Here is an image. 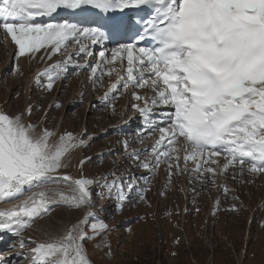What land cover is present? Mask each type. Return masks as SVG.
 <instances>
[{
  "label": "snow or ice",
  "instance_id": "6c2138e0",
  "mask_svg": "<svg viewBox=\"0 0 264 264\" xmlns=\"http://www.w3.org/2000/svg\"><path fill=\"white\" fill-rule=\"evenodd\" d=\"M61 13L82 19L58 22ZM0 32L15 46L14 60L35 58L41 50L51 60L75 41L78 50L67 54L63 66L56 63L38 73L37 82L46 77L48 90L73 64V55H96L83 38L101 49V62L126 60L127 80L153 92L151 97L132 95L143 101L142 106L132 105L142 118L140 135L159 132L150 150H142L149 151L151 161H141L139 151L129 154L135 167L151 172L165 163L170 179L188 172L191 161L193 179L211 176L212 183L218 174L213 165H220V173L239 167L241 176L264 174V0H0ZM142 41L150 43L140 46ZM107 44L117 45L111 59L103 50ZM97 70L98 65L91 66L93 76ZM13 71L18 73L19 65ZM137 71L142 73L139 79ZM32 114L31 105L14 114L0 111V202L60 182L71 191L43 187L0 210V233L18 237L13 247L28 249L19 255L29 264H91L85 249L89 225L93 234L106 230L102 222H92L94 180L61 170L69 167L65 161L70 150L87 147L92 138H85V129L79 136L66 132L50 143L56 133L42 127V121L33 123ZM90 159H81L78 167L82 170ZM95 183L102 191L109 189V198L111 189L124 188L123 177ZM127 187L129 194L137 191L138 199L145 200L144 189L132 183ZM118 198L123 203L128 197ZM57 206L88 211L58 236L43 242L25 239V229Z\"/></svg>",
  "mask_w": 264,
  "mask_h": 264
},
{
  "label": "rangeland",
  "instance_id": "374dc122",
  "mask_svg": "<svg viewBox=\"0 0 264 264\" xmlns=\"http://www.w3.org/2000/svg\"><path fill=\"white\" fill-rule=\"evenodd\" d=\"M9 43L5 35L0 32V69L8 65L5 63L8 62L11 54ZM41 56L44 57L43 61H49L45 50H41L31 59L22 57L14 60L13 54L10 68L0 74V111L14 114L31 105L33 107L31 121L33 123L42 121V127L56 133L50 143H57L59 135L66 132L76 135L81 128V133L86 129L87 137L94 136L91 137V143L87 147L79 148V151L70 150L65 161L69 167L61 170L63 173L77 176L81 174L94 180L92 197L94 207L91 210L96 216L92 222H102L106 225V230L93 234L89 225L90 238L85 242V248L91 264H264V177L261 184L259 181L252 184L253 178L234 175L233 182H230L233 185L231 188L222 177L225 188L229 189L227 192L224 190L220 192L216 183L213 184L215 187L212 190H209L210 186L202 190V185L207 184L205 180L199 185L201 190L197 188V191L190 193L187 212L183 218L184 198L180 196L179 186L182 191L183 184L187 180L173 179L172 183L167 182L160 187L153 180H158L159 170L156 168L151 178L147 176L148 182L143 186L140 180H135V176L139 177L141 174L137 173L130 177L134 170L128 164L132 159L128 150L133 149L136 143L132 148H127L129 144L125 142L134 133L130 131L131 136L125 135L121 129H118L115 134L109 136L112 140L99 135L96 137L98 129L106 126L105 123L114 124L119 118L124 117L121 109L124 101L122 95L125 91L119 88L113 95H108L106 100L107 80L102 79L104 84L98 82L100 86V91L96 93L98 98L90 96L89 90L95 85L94 80L90 78L82 80L80 76L75 78V75L72 76L75 74V68L71 72L63 73L62 78H57L52 89L48 90L45 87L46 77H39L40 82L33 83L41 67V64H38L42 60ZM76 56H72L74 61L77 60H75ZM14 65H19L18 73L13 71ZM125 97L127 98V94ZM109 102H112L113 106L105 111L103 107ZM115 105L117 111L113 113L111 110ZM130 117L131 115L127 113L125 119L128 120ZM115 143L119 147L116 149L112 147L113 152L99 153L100 150L106 149V146H113ZM138 143L140 141L136 145ZM119 148H123L125 152L119 155L117 152L122 151ZM83 157L91 159L84 164L82 171L78 169V164ZM118 160L122 162V167H127L131 172L127 178L123 171H116L120 168ZM134 169L141 170L135 167ZM113 170L116 172L114 176ZM108 172L112 173L108 174ZM119 175H123L121 177L124 178V188L117 186L111 189V198H109V189L105 188L102 191L95 183L100 181L103 184L105 180L111 183ZM227 176H230V172ZM238 177L244 178V182H240ZM212 179H209L210 183ZM128 182L135 184L138 189L145 190L143 192L145 200L138 199L140 193L137 191L129 194ZM193 182L200 183L196 179ZM193 182L189 183L193 184ZM236 184L240 185V188ZM49 186L59 187L66 193L71 191L64 182L42 188ZM42 188L26 190L15 198L25 195L28 191L29 194L37 192V189L41 191ZM101 191L102 194H96ZM121 194L128 197L123 203L118 198ZM121 203L122 206L117 207ZM98 208L102 215L97 212ZM213 208L214 212L209 216L208 213ZM84 210L85 208L53 207L48 214L36 219L25 229L24 237L43 242L58 236L80 220L84 216ZM250 213L253 215L248 217ZM1 240L4 242L1 243L0 256L4 257L6 264H25L23 256L19 253L27 252L28 249L13 247L18 245V237L11 234L10 237H2ZM26 264H29L27 259Z\"/></svg>",
  "mask_w": 264,
  "mask_h": 264
},
{
  "label": "bare ground",
  "instance_id": "6f19581e",
  "mask_svg": "<svg viewBox=\"0 0 264 264\" xmlns=\"http://www.w3.org/2000/svg\"><path fill=\"white\" fill-rule=\"evenodd\" d=\"M2 33V32H1ZM3 34V33H2ZM5 38H6V40L7 41H9L10 42V38H7L6 36H5ZM11 46H10V58H9V60H8V62H6L5 64H8L7 66H4V69L2 68V69H0V74L2 75V73H4V71L6 72L9 68H10V66H11V63H10V61L13 59L12 57H13V54H14V51H15V46L10 42L9 43ZM71 47L67 50V53L66 54H68V53H72V52H76L77 50H78V45L76 44V45H74L73 44V42H71ZM66 49H64L63 51H65ZM8 52V51H7ZM1 53V52H0ZM3 54V53H2ZM58 55L59 54H57V55H54L53 57H52V59L53 58H56V57H58ZM79 58H81V56L80 55H77L76 56V58H75V60L77 59V60H79ZM7 59H8V56H7ZM6 59V60H7ZM51 59V60H52ZM64 59H65V57L62 59V61H64ZM48 60V59H47ZM97 56L95 55L94 56V58L93 57H91L90 58V61H91V64H89V66H79V69H80V71L79 72H77V73H75V74H72V76L73 75H75V78L77 77V76H80V78L83 80V78H85V79H87V78H90V79H93L94 80V83H95V85L91 88V90H89V95L90 96H94V97H96V93H98L99 91H100V86L98 85V82L96 81L97 79V75L100 73V72H103L104 74H105V76H104V78H103V80H107V91H108V95H113L114 94V92L115 91H118L119 90V86L117 85V89H115V90H112L111 89V83L113 82V78L114 79H116L117 81H118V84L121 82V74H125V71H126V67H122V66H118L117 64H113V66H111V67H102L101 65H102V63H101V61H99V60H97ZM4 64V65H5ZM38 64L40 65H42V67H41V69L43 68V70H40V71H44V70H46L49 66H51V62H46V61H43V59L42 60H40L39 62H38ZM77 64L79 65V64H81V65H83L82 63H80V62H77ZM74 65H76V63H74V64H71V65H69V67H68V70H67V73L68 72H71V70L72 69H74V68H76ZM98 65V70H97V72H96V74H95V76H93V74H92V72H91V66H97ZM86 70H89V71H87L86 72ZM1 71H3V72H1ZM0 75V76H1ZM71 76V77H72ZM37 79L36 78H34L33 79V83H37V81H36ZM93 83V84H94ZM30 86V85H29ZM28 86V87H29ZM28 89V88H27ZM26 89V90H27ZM133 93H136V94H139L140 96H142V97H145V96H147V97H149L147 94H144L143 92H141V91H137V90H132V92L131 93H129V94H127V92L125 91V94H127V98L125 97V94L124 95H122V97L124 98V101H122V109H121V114L122 115H124V117H121V118H119L117 121H115L114 122V124H109V125H107V123H105L106 124V126H103V127H100L99 129H98V131H97V133H96V137H97V135H99V136H101V137H106V138H109V140H112V137H109L111 134H115V131L116 130H118V129H121V130H127V131H131V130H134V133L135 134H133V136H131V138H128V140H127V142H125L126 144H132V147H133V145L135 144V143H137V142H139L140 141V143H141V145L140 146H135V147H133V149H130V150H128V152L129 153H132V152H134V151H139L140 153L142 152V150H145V149H148V150H150V146L153 144V142H154V140L156 139V138H158V136H155V135H153L152 133H151V135H147V134H145V135H143V136H141L140 135V133L141 132H136V130H135V127H140L138 124H137V121L135 120V115H133V113L132 112H134V111H137L136 109H134V108H132V110L130 109V110H128L129 108H131L132 107V105L133 104H136V103H142L143 104V101H136V100H134V99H132V95H133ZM152 96V95H151ZM150 96V97H151ZM96 98H98V97H96ZM104 97L102 96L101 97V99H103ZM110 99V98H109ZM57 100V99H56ZM56 100L54 101V103L56 102ZM99 103H101V102H99ZM102 104V103H101ZM117 109V106L115 105V107H114V109H112L111 110V112H113L114 113V111ZM117 111V110H116ZM127 113H129L130 115H131V117H130V119H128V120H126L125 118H126V114ZM115 116V115H114ZM83 127V126H82ZM81 131H82V128L81 129H78V131H77V133H76V135L77 136H79V134H81ZM119 137V136H118ZM88 138V137H87ZM86 138V139H87ZM115 138V137H114ZM107 142V141H106ZM108 143V142H107ZM112 147H114V149H116V148H118L119 146L115 143L113 146L111 145V146H106V149H104V150H100L99 151V153L100 154H102V153H104V152H102V151H105V152H107V151H110V152H113V151H111V148ZM131 147V148H132ZM137 147V148H136ZM81 149V148H80ZM113 149V150H114ZM77 151V150H76ZM78 151H79V148H78ZM142 154H144L143 156H142V158L140 159L141 161H143V160H149V161H151V157H150V155H149V151H143L142 152ZM81 156V155H80ZM179 156H180V160H179V166H180V168L181 169H183V167H184V160H183V156H184V151H183V149L181 148V150H180V152H179ZM82 159V158H81ZM80 159V160H81ZM78 162V161H77ZM222 163H223V157H220V164L222 165ZM128 164H129V166L131 167V169H133L134 170V173L133 174H131L130 175V177H133L135 174H137V173H139V174H141L139 177H138V181L140 180L141 182H142V184H143V186H146V182H148V179L149 178H151V176H152V174L155 172V170L154 171H148V170H146V169H143V168H140L141 170H135L134 169V164H133V158L128 162ZM72 165V164H71ZM188 167H189V171L188 172H182V173H180V174H174V175H172L171 176V178L169 179V177H168V175H167V165L165 164V163H162L157 169L159 170V174L157 175L158 176V180H156V179H153V180H155L156 181V183H157V185H160V187H162V186H164V185H166V183L168 182V184H170V183H172L173 182V179H178V180H187V182H185L184 184H183V189H182V191H181V188H180V183H178V186H179V193H180V196L181 197H183L184 199H183V207H185V204H186V207L188 208V199H189V195H190V193L191 192H193V191H197V188H200L199 187V185L202 183V182H204L205 180H207V184L206 185H202L203 186V189L202 190H205L206 188H209V186L211 187V188H209V190H212L215 186L213 185L214 183H210L209 181V179L210 178H213V177H211V176H207L206 178L205 177H202V179H196V181H199L200 183L198 184V182H196V184L193 182L194 181V179H193V173L191 172V168H192V163H191V161H189L188 162ZM213 167L214 168H216L217 169V175L215 176V183H216V185H218L217 186V188H220V192L222 191V190H224V188H225V186L226 185H224V183H223V180H222V177H224V179L226 178V179H228L229 180V182H233V176L234 175H236V176H241V175H239V167H236V168H232V167H230L229 169H228V171L226 172V173H220L219 172V167H220V165H213ZM136 169H137V167H135ZM145 171V172H144ZM143 172V173H142ZM173 172H175V168H173ZM230 172V176H227V174ZM61 174H63V172L61 171ZM73 178H80L82 175L81 174H79L78 176L77 175H73V174H70ZM261 175H262V177H264V174H249V173H247V172H245L244 174H243V176L245 177V178H253V177H255L256 178V176H258V177H261ZM149 178H148V177ZM243 176H241V177H243ZM141 177V178H140ZM189 182H193V184L191 183H189ZM237 185V187L238 188H240V185H238V184H236ZM150 186V184L148 185V187ZM50 187V186H49ZM53 187H55V186H53ZM40 191V190H39ZM38 191V189H37V192H39ZM185 191L187 192L186 194H185ZM29 192V191H28ZM28 192H26L25 193V195H23V196H21V197H17V198H13V199H9V200H6V201H3V202H0V210H2V209H6V208H10V207H12L13 205H16V204H19L21 201H23V200H25L28 196H30V195H32V193H28ZM67 192H68V190H67ZM70 192V191H69ZM154 194V193H153ZM216 201H217V199H216ZM157 202L158 201H156V204H157ZM148 206V205H147ZM156 209H157V207H156ZM155 209V210H156ZM87 211H88V209L87 208H85V210H84V216L83 217H81L80 219H83L84 217H85V215H86V213H87ZM233 211V210H232ZM214 212V208H213V210H211L209 213H208V215L209 216H211V214ZM251 215H253L252 213H250L249 215H248V217L249 216H251ZM2 235H6V236H8V234H10L11 235V233H7V232H2L1 233ZM8 237H10V236H8ZM3 242H4V240H3Z\"/></svg>",
  "mask_w": 264,
  "mask_h": 264
}]
</instances>
